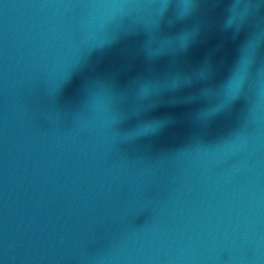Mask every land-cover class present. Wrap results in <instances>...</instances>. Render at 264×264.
I'll list each match as a JSON object with an SVG mask.
<instances>
[{
  "label": "clouds",
  "instance_id": "1",
  "mask_svg": "<svg viewBox=\"0 0 264 264\" xmlns=\"http://www.w3.org/2000/svg\"><path fill=\"white\" fill-rule=\"evenodd\" d=\"M238 71V69L236 70V72ZM236 72L233 74V77H232V79L230 80V82H229V86L228 87H230L231 85H232V83H233V79H234V77H235V75H236Z\"/></svg>",
  "mask_w": 264,
  "mask_h": 264
}]
</instances>
